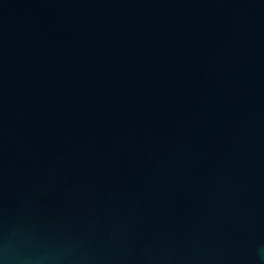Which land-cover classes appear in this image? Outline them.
<instances>
[{
	"label": "water",
	"instance_id": "95a60500",
	"mask_svg": "<svg viewBox=\"0 0 264 264\" xmlns=\"http://www.w3.org/2000/svg\"><path fill=\"white\" fill-rule=\"evenodd\" d=\"M264 0H0V264H264Z\"/></svg>",
	"mask_w": 264,
	"mask_h": 264
},
{
	"label": "clouds",
	"instance_id": "9594fccd",
	"mask_svg": "<svg viewBox=\"0 0 264 264\" xmlns=\"http://www.w3.org/2000/svg\"><path fill=\"white\" fill-rule=\"evenodd\" d=\"M262 259H264V255H262Z\"/></svg>",
	"mask_w": 264,
	"mask_h": 264
}]
</instances>
